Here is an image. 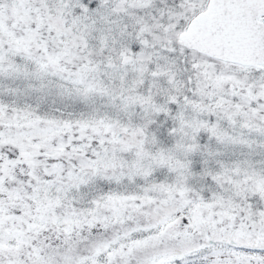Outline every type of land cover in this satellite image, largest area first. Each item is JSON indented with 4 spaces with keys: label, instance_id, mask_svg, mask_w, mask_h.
Returning a JSON list of instances; mask_svg holds the SVG:
<instances>
[{
    "label": "snow or ice",
    "instance_id": "6c2138e0",
    "mask_svg": "<svg viewBox=\"0 0 264 264\" xmlns=\"http://www.w3.org/2000/svg\"><path fill=\"white\" fill-rule=\"evenodd\" d=\"M0 264H264V0H0Z\"/></svg>",
    "mask_w": 264,
    "mask_h": 264
}]
</instances>
